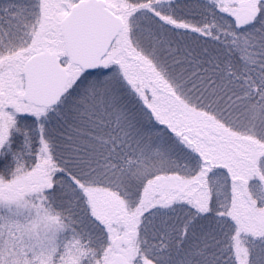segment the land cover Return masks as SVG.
Returning a JSON list of instances; mask_svg holds the SVG:
<instances>
[{"label":"snow or ice","instance_id":"6c2138e0","mask_svg":"<svg viewBox=\"0 0 264 264\" xmlns=\"http://www.w3.org/2000/svg\"><path fill=\"white\" fill-rule=\"evenodd\" d=\"M0 264H264V0H0Z\"/></svg>","mask_w":264,"mask_h":264}]
</instances>
